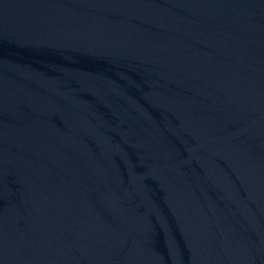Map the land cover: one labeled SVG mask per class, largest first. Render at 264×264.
Here are the masks:
<instances>
[{
    "label": "water",
    "instance_id": "95a60500",
    "mask_svg": "<svg viewBox=\"0 0 264 264\" xmlns=\"http://www.w3.org/2000/svg\"><path fill=\"white\" fill-rule=\"evenodd\" d=\"M0 264H264V0H0Z\"/></svg>",
    "mask_w": 264,
    "mask_h": 264
}]
</instances>
